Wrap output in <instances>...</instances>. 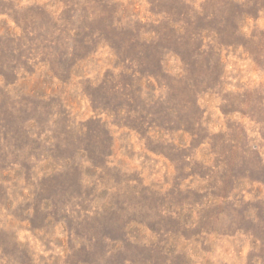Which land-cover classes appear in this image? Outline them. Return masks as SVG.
<instances>
[{
	"label": "rangeland",
	"instance_id": "rangeland-1",
	"mask_svg": "<svg viewBox=\"0 0 264 264\" xmlns=\"http://www.w3.org/2000/svg\"><path fill=\"white\" fill-rule=\"evenodd\" d=\"M0 264H264V0H0Z\"/></svg>",
	"mask_w": 264,
	"mask_h": 264
}]
</instances>
